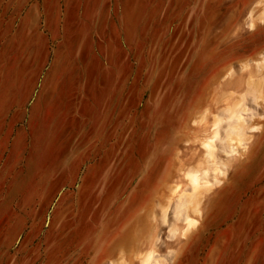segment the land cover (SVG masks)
I'll return each instance as SVG.
<instances>
[{
  "label": "rangeland",
  "instance_id": "374dc122",
  "mask_svg": "<svg viewBox=\"0 0 264 264\" xmlns=\"http://www.w3.org/2000/svg\"><path fill=\"white\" fill-rule=\"evenodd\" d=\"M252 2L0 0V168L18 193L0 223L26 235L14 244L19 253L27 244L26 264H87L136 208L142 239L146 229L155 237L152 264H171L204 214L185 236L175 198L148 217L146 197L161 193L157 184L177 163L212 170L176 151L190 109L217 77L229 68L236 79L264 78L255 68L264 60V0ZM254 105L245 100L243 120L264 125ZM215 153L225 171L206 196L221 189L205 222L215 264H264V138L236 164Z\"/></svg>",
  "mask_w": 264,
  "mask_h": 264
},
{
  "label": "crops",
  "instance_id": "0c3cea01",
  "mask_svg": "<svg viewBox=\"0 0 264 264\" xmlns=\"http://www.w3.org/2000/svg\"><path fill=\"white\" fill-rule=\"evenodd\" d=\"M253 1L256 2L260 0H256V1L253 0ZM249 12H247V15ZM239 70H241L240 67ZM229 71L233 72L232 76L230 77L227 76L228 75L227 73ZM236 75L237 74L234 70L229 68L226 69V71L223 74L217 77V80L213 84L212 88L205 92L203 98L198 99L199 102L197 103V105H195L190 109V112L187 115V119L185 120L186 122L181 128L182 130L179 132L181 134H178L177 137V142L179 143L180 150L176 151V155L178 156L181 155L182 157L183 156L186 157V159H184L185 163H188L189 160L194 157L195 158L197 157V160L199 161L201 160L202 152L200 153V157H198V150H200V145L198 144L197 141V139L200 138L201 135L200 134L201 132H199L201 128L198 125L191 124L193 118L196 117L195 115L198 114L199 111L204 108H208L210 111L209 113L211 114L212 113L217 114V110L221 109L222 107L224 108L225 106V103L224 101H221V98L224 99L225 97H232L233 98L232 100L234 101L238 94H242L244 92L243 90H246L245 87L246 76H244V79L243 78L236 79ZM234 80L236 81V84ZM236 86L242 88L243 90L238 91V88ZM263 88H264V81H263ZM210 98H212L211 101ZM211 114H208L207 117L210 118L212 116ZM262 126H263L262 128H264V125ZM263 136H264V129L262 131V135L260 137L256 136V138L254 139L253 143L255 144H253L250 150H248L245 153L244 156H246L247 159L251 157L253 158L260 150L263 144V138H264ZM241 163L242 162L238 163V167H235L231 173L230 177L232 178L228 180L229 184L227 185V190L229 191L235 188L233 172H235L237 169H240L241 167L240 165H242ZM190 167L184 168L183 164H181L178 167V163H177V165L175 166V168H173V170L172 169H170L169 171L167 170V172L165 173L166 178H164L157 184L158 190L161 193L162 192L165 193L164 191L165 186L170 185L174 183V181H176L174 179V176L175 178H177L178 175H180L183 171H186ZM219 189L220 188L212 192L211 197L207 198V201L205 202L204 205L203 220L195 230L190 232L185 237L186 239L185 238L182 239L181 244L177 249L176 255L177 254L178 255L175 256V259L173 261L174 263L172 264H215L216 255H217V247H216L217 244L215 240L209 237L210 228H207L205 222L209 218L210 205L213 207V204L216 205L218 203L216 205L218 206L221 202L220 200L221 189L220 190ZM161 193H159L160 196ZM14 196L17 197L18 193L14 191L10 170L0 168V209L2 207L6 208L5 202L13 201L12 199ZM157 197L155 199H152L153 197L151 195H147L146 198L149 200L146 205L147 206L146 209H148V211L145 210L144 212L143 210V214L145 216L147 215L148 217H150V213L152 212V210L156 208ZM141 213L142 211L139 208L130 211L127 218H125L126 221L123 220L124 221L123 225L122 226L120 225L118 227V233L111 239L110 242H107V240L106 242H103L100 245L101 249L99 250V252H96L91 258H89L87 264H100V263L107 264V262H109L110 260L117 259L120 255V252H123L124 254H129L134 248L140 250L141 246L140 244L137 243L139 242V240L142 239L141 228L139 226L140 218L142 215ZM0 217L2 216L0 215ZM1 225H3L4 228L3 227L0 228V264H19L18 255H23L22 260L24 261V264H26V262L28 261V256H27L28 253L26 252L27 244L25 243L20 253L18 252L17 249L14 248V244L16 243V241L22 239L27 240L26 235L24 237H20L19 235L20 229L17 230L16 228H13L12 231L8 233L5 225L4 224ZM149 236H150V231L146 229V234L144 235L143 239Z\"/></svg>",
  "mask_w": 264,
  "mask_h": 264
},
{
  "label": "bare ground",
  "instance_id": "6f19581e",
  "mask_svg": "<svg viewBox=\"0 0 264 264\" xmlns=\"http://www.w3.org/2000/svg\"><path fill=\"white\" fill-rule=\"evenodd\" d=\"M253 16L252 11L248 13L247 22L249 27L253 26ZM249 66V64L243 63L241 64L240 69L247 70ZM255 68L262 72L264 69V60L260 58V60L255 63ZM228 73L227 76L229 77L233 74L232 71ZM263 81L264 79L262 77L258 78L253 73H249L245 80L246 90L241 95H237V99L233 101L232 97L221 98V101H224L225 103V106L222 109L223 114H211L209 113L210 111L208 108H204L193 118L191 124L198 125L201 128L199 131L201 132L200 138L197 139L198 144L202 149L199 168L201 169L203 167L202 165L208 162L213 168L211 167L212 170H210V168L209 170L206 168H202L201 170H197L198 168H189L186 171H183L178 175L179 181H174V183L165 186V193L162 192L164 194L161 193V196L159 195L157 197L156 202V207L164 210L167 208L169 202L175 198L172 214L176 220L180 217V219L182 218V222H184V227L181 229L182 235H185L188 231L195 228L193 225H196L198 219L202 217L204 205L208 198H206L207 194H209L213 188H216L221 184V177L225 175V171L218 169L217 165L220 163V160L217 159L218 157L215 152L221 151L227 156L230 155V157H232L231 161H234L235 163L241 153L244 151L247 152V150L255 144L253 142L256 136L260 137L262 135L264 129L262 128L263 126L248 125V123L243 120L242 110L245 100L248 99L249 103H254L257 105L258 109L260 108L261 113L257 114L260 118L264 119ZM211 100L212 98H210V101ZM256 109H252V111H256ZM254 113L252 114L254 115ZM208 114H211L212 116L208 118ZM237 155H239V157ZM224 164L225 163L222 165ZM184 183L186 187L184 186ZM165 212L166 210H164L163 214H165ZM177 230L178 229L176 228H171L173 235L176 234ZM154 239L155 237L153 238L152 235H150L147 238L139 240L137 244L144 246L143 250L142 248L140 250L134 248L131 252L129 251V254L120 252L117 259L110 260L107 264H134L135 261L140 264L157 263L154 260ZM174 259L175 254L170 261L171 264L174 263Z\"/></svg>",
  "mask_w": 264,
  "mask_h": 264
}]
</instances>
